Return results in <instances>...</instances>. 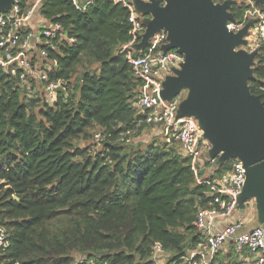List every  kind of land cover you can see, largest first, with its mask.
Listing matches in <instances>:
<instances>
[{
  "label": "trees",
  "instance_id": "16d2710c",
  "mask_svg": "<svg viewBox=\"0 0 264 264\" xmlns=\"http://www.w3.org/2000/svg\"><path fill=\"white\" fill-rule=\"evenodd\" d=\"M18 2L21 13L33 7ZM243 9L239 0L229 8L236 19ZM30 19L60 30L56 49L33 57L45 81L0 67V223L10 243L2 263L152 264L156 244L164 264L179 262L203 240L195 216L211 195L197 178H220L233 160L196 176L177 143L121 140L152 125L134 106L142 81L128 59L149 45L124 47L132 24L121 2L39 0ZM254 60L248 85L264 100L262 48ZM59 79L65 89L49 103L44 85Z\"/></svg>",
  "mask_w": 264,
  "mask_h": 264
},
{
  "label": "water",
  "instance_id": "95a60500",
  "mask_svg": "<svg viewBox=\"0 0 264 264\" xmlns=\"http://www.w3.org/2000/svg\"><path fill=\"white\" fill-rule=\"evenodd\" d=\"M235 1L132 0L144 26L132 47L145 48L163 31L162 52L175 49L183 55L180 66L162 80L159 96L172 100L182 94L177 117L197 120L210 145L207 157L215 165L242 161L245 180L236 209L243 210L252 201L256 225L264 228V100L248 85L258 50L245 48L252 20L236 32L226 28L228 20L235 21L229 10ZM14 2L0 0V14ZM255 2L264 5V0Z\"/></svg>",
  "mask_w": 264,
  "mask_h": 264
},
{
  "label": "built area",
  "instance_id": "2783aa9c",
  "mask_svg": "<svg viewBox=\"0 0 264 264\" xmlns=\"http://www.w3.org/2000/svg\"><path fill=\"white\" fill-rule=\"evenodd\" d=\"M71 1L78 8H83L87 4L85 0ZM116 1L121 2L129 10L132 39L124 47H130L138 42L144 31L143 17L135 11L132 0ZM239 1L244 6L242 15L240 19L235 18V21L228 20L226 28L236 32L252 20L245 48L248 51L254 49L259 51L260 48L264 50V7L255 0ZM31 14L32 10L26 14L21 13L18 0H15L11 9L0 14V67L7 68L22 81L29 78L45 81L47 74L38 67L37 62L33 61V57L36 55L42 62L47 57L48 50L56 49L54 38L60 26L48 24L37 31L27 29ZM33 40L36 42L35 55L31 52ZM164 42H166L165 32H158L150 39L146 53L138 56L128 54L134 74L142 81L134 106L143 115L141 121L164 127L166 140L178 144L180 153L189 160L197 176L201 169L205 170L206 166L213 164L215 160L207 157L210 145L203 138L197 120L193 117H177L182 94L172 100H164L159 96L165 75L171 74L172 68H178L183 61V55L175 49L162 52L160 45ZM157 47L159 50H155ZM52 62L45 64L55 65V61ZM58 87L65 89L60 79L44 85L47 102L52 103L55 100ZM93 138L96 143H101L103 140L100 132H95ZM121 140L128 142L130 136ZM197 179L208 185L211 195L207 205L200 207L195 216L194 224L202 234L203 240L187 255L181 256L179 262L175 261L173 264H264V228L255 225L249 230L239 232L245 223L244 219L229 220L237 212V197L245 180L242 161L233 159L231 169L220 178ZM249 202L252 204V201ZM227 243L231 245L234 257L227 261L215 260L218 249ZM9 245L7 229L0 223V264H3L2 257L7 253ZM154 249L152 264H162L161 246L156 244Z\"/></svg>",
  "mask_w": 264,
  "mask_h": 264
},
{
  "label": "rangeland",
  "instance_id": "374dc122",
  "mask_svg": "<svg viewBox=\"0 0 264 264\" xmlns=\"http://www.w3.org/2000/svg\"><path fill=\"white\" fill-rule=\"evenodd\" d=\"M30 3L33 4L32 9H34L35 7V1L36 0H28ZM31 9V10H32ZM41 19V18H40ZM35 19L33 22L34 24L38 25L40 24L41 20ZM130 142L134 143V144H138L141 145V147L145 146L146 144L152 142V141H158V142H162V141H166V136H165V129L164 127L160 126V125H147L145 128H143L138 134H132L130 136ZM90 143L93 144V147L95 149H99L101 144L96 143V141L94 139L90 140ZM80 145L85 144L84 141H79ZM254 211V210H253ZM252 214V218L254 220H252V222L254 224H256V220H255V211L251 212V203L248 201L246 202V206L243 210H239V216H241L242 218L246 219L249 216H251ZM253 224V225H254ZM161 263L164 264L166 262V255L164 253H162L161 255Z\"/></svg>",
  "mask_w": 264,
  "mask_h": 264
},
{
  "label": "crops",
  "instance_id": "0c3cea01",
  "mask_svg": "<svg viewBox=\"0 0 264 264\" xmlns=\"http://www.w3.org/2000/svg\"><path fill=\"white\" fill-rule=\"evenodd\" d=\"M39 0H36L34 3L36 4L37 2H38ZM87 3L90 1V0H85ZM33 22V19H30L29 20V25L30 26H33L34 25V27L36 26V24H34V23H32ZM35 29H36V27H35ZM38 29H36V31H37ZM32 44H33V47H32V50H31V52L35 55L36 54V42L33 40V42H32ZM212 170V166H210V165H207L206 166V168H205V170L204 171H206V172H210ZM203 171V172H204ZM254 209H253V202H252V204H251V212H254L253 211ZM253 216H252V214H251V216H249L248 218H246V219H244V218H242L241 216H239V211L238 212H236L229 220H235V219H239V218H242V219H244V221H245V223H244V225L239 229V232H241V231H245V230H249V229H251L253 226H255L256 224H254L253 222H252V220H254L253 218H252ZM254 224V225H253ZM195 248V247H194ZM194 248H192L190 251H192ZM189 251V252H190ZM234 257V255H233V253H232V250H231V245L230 244H223L219 249H218V251L216 252V254H215V260H217V261H227V260H229V259H232Z\"/></svg>",
  "mask_w": 264,
  "mask_h": 264
}]
</instances>
